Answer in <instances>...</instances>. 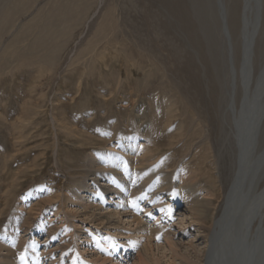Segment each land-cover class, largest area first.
Wrapping results in <instances>:
<instances>
[{
    "label": "rangeland",
    "instance_id": "rangeland-1",
    "mask_svg": "<svg viewBox=\"0 0 264 264\" xmlns=\"http://www.w3.org/2000/svg\"><path fill=\"white\" fill-rule=\"evenodd\" d=\"M221 1L222 5L220 0H0V243L10 241L13 219L21 213L31 228L26 240H35L38 249L49 232L47 228L34 234L39 222L57 224L65 235L75 223L83 231L72 244L85 264L104 263L95 259L104 256L103 235L115 239L110 243L115 263L132 264L134 250L121 243L133 237L118 236L108 227L74 216L70 223L65 212L79 201L65 193L90 183L98 201L104 200L100 190L103 183L110 186V179L117 189L123 184L128 190L127 183L136 176L126 180L114 172L96 182L91 180L94 171L83 164L91 153L123 154L121 143L134 137L154 153L151 166L169 174L162 181L168 188L158 190V184L151 192L156 199L165 196V202L176 203L173 213L187 205L178 186L171 185L180 180L179 171L190 172L193 166L188 163H196L202 155L207 158L202 163L200 158L201 167L207 172L198 170L201 190L218 195L214 204H222L235 174L237 150L232 137L224 136L230 131L225 123L230 98L224 87L230 59L222 35V11H227L233 41L229 45L240 64L245 2ZM254 52L258 74L264 65V5ZM179 122L184 129H176ZM196 131L200 134L192 139L190 133ZM87 137L95 144H89ZM130 169L127 177L133 173ZM61 193L66 204L59 201ZM143 193L147 192L135 193L136 204H141ZM188 223L191 230L196 228ZM19 227L18 235L23 236L24 227V231ZM86 232L93 236L89 243ZM50 234L58 233L54 229ZM99 234L100 240H94ZM162 239L160 235L154 245L164 243ZM25 261L20 257V264H30Z\"/></svg>",
    "mask_w": 264,
    "mask_h": 264
},
{
    "label": "bare ground",
    "instance_id": "bare-ground-1",
    "mask_svg": "<svg viewBox=\"0 0 264 264\" xmlns=\"http://www.w3.org/2000/svg\"><path fill=\"white\" fill-rule=\"evenodd\" d=\"M244 2L241 30L243 53L240 64L235 59L234 46L229 45L233 44V41L230 39L231 34L226 18L227 11L224 7L222 11V22L223 19L225 20L222 25V35L225 43H228L230 59V73L224 86L230 98L227 116H225V123L229 125L230 131L224 133V136L226 138L231 136L232 139H230L237 149L235 150L236 154L234 153L236 155L235 174L222 204L220 206L214 204L218 195L209 194V192L201 190V183L198 181V170L200 168V170H203L201 163L203 159L206 160L207 158L202 155L200 157L202 161L199 158L196 163H188V165L193 166L190 167V172L188 169L179 171L180 180L178 179L175 184L172 183V187L178 186L183 199L182 202L187 205L184 209L173 213L176 203L165 202V196L156 199L153 197L155 193L151 192L153 187L158 184V190L164 191L167 189L168 184L162 181L168 178L169 174L166 171L161 173L157 166L153 167L156 160L154 153L151 152L150 147L146 148L145 144L143 142L140 143L136 137L121 143V149L125 148L121 155L105 151L97 154L95 152L88 155L89 158L88 160L86 159V164L82 163L85 169L87 167V169L94 171V176L91 180L96 182L105 176L108 178L109 174L114 172V174L120 172L119 174L124 175L126 180L136 176L134 177L136 180L133 179L134 181H129L130 184L127 183L128 186L130 185L128 190L125 191L122 188L123 184L119 187L125 192L131 190L129 195L125 192L122 193L111 182L112 179H108L110 186L107 183L102 184L105 187L100 186L103 188L100 191L106 197L107 194H110L108 199L111 200L110 202H108L106 197L104 200L99 198L103 202L111 204L105 208L102 206L103 202L98 201L97 194H95L90 183L84 186H74L75 188L71 187L70 190L66 189L65 194H70L76 201H79H70L73 204L78 203V206L67 209L68 211L65 212L70 223H73V218L71 219V217L74 216L76 220L90 221L96 225L108 227L113 234L117 233L116 235L118 236L126 234L133 237V239H129L132 241L121 243L122 246L134 250L136 256L132 264H264V65L257 74L254 64V45L261 29L264 0H244ZM220 5H222L221 0ZM236 62L240 67H237ZM107 65L109 66V64ZM239 93L242 94L240 101L238 98ZM168 101H165V103ZM153 113L154 111L149 115ZM56 126L54 127L56 128ZM184 127L185 125L182 122L176 124L177 130L184 129ZM202 132L204 131H201V137ZM190 134L193 139L199 136L200 131ZM206 139L208 140L209 138L207 137ZM88 140H90L89 144H95L90 138ZM113 148H115L114 145L110 146L109 149L113 150ZM130 168H133V173L127 177L125 173ZM205 170H203L204 173L207 172V168ZM122 176L119 177L123 179ZM155 178H158V181L151 188H148ZM138 189L147 192L143 193L142 197L139 198L141 204L134 202L137 199V194L135 193ZM31 193L32 195L36 194L34 190ZM212 195L216 199H211ZM59 197V201L62 199L60 201L61 204H66V199L64 198L63 200L64 195L62 193ZM143 202L145 205H143ZM136 205L141 210V215L136 212V207H134ZM155 213H157L156 216L152 215ZM25 219L26 216L21 213L13 219L14 230L11 231L10 235L12 237L10 241L0 243V264H20V257L22 256L24 257L22 260H26L30 264H85L81 256L78 255L79 248H74L72 244L74 243L72 239L75 235L83 231V229H80L82 228L81 225L73 223L72 226L74 228L70 229L69 233L66 232L65 235L58 231L57 224L39 222L37 227H33V230L35 229L33 233L40 232L41 234L48 229L49 232L47 231V239L41 244V248L38 249L39 243L33 239L30 240L31 238L26 240L31 228L26 226L27 219L26 221ZM187 220L191 221L196 228L191 230ZM208 220L211 221L206 227L205 224ZM120 224L125 226H120ZM17 225L21 226L22 231L25 230L23 236L18 235L20 227ZM22 227H24V230ZM132 227L135 228L133 229ZM54 229L58 233L56 236L50 234ZM115 229H120V231L116 232ZM122 229H127L129 232L125 233ZM84 234L88 235L86 236V242L93 237L89 236V232ZM138 235H140L139 238L137 237ZM160 235L164 237L162 239L164 243L156 246L154 245V240H157ZM101 237L103 238L101 242H103L104 256L100 255L99 259L98 257L95 259L104 262L103 264H117L112 254L113 247L110 244L115 242V239L104 235ZM94 240L99 241L100 234L94 236ZM139 241L142 242L139 243ZM52 242H55V247H51ZM94 242L96 243V241ZM97 246V243L94 244L95 249ZM156 249L158 250L157 254L155 253ZM58 251L60 252L57 254ZM118 264L122 263L118 262Z\"/></svg>",
    "mask_w": 264,
    "mask_h": 264
},
{
    "label": "snow or ice",
    "instance_id": "snow-or-ice-1",
    "mask_svg": "<svg viewBox=\"0 0 264 264\" xmlns=\"http://www.w3.org/2000/svg\"><path fill=\"white\" fill-rule=\"evenodd\" d=\"M21 259H23V256L21 257Z\"/></svg>",
    "mask_w": 264,
    "mask_h": 264
}]
</instances>
